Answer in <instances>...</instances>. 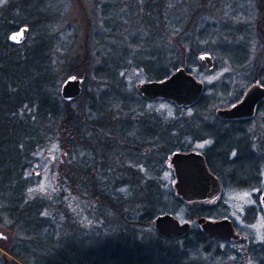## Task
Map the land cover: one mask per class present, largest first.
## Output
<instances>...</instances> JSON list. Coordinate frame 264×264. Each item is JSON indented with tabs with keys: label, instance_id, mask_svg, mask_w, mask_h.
<instances>
[{
	"label": "trees",
	"instance_id": "1",
	"mask_svg": "<svg viewBox=\"0 0 264 264\" xmlns=\"http://www.w3.org/2000/svg\"><path fill=\"white\" fill-rule=\"evenodd\" d=\"M18 4L15 16L9 15L10 5L0 16V22H7L5 32L22 26L33 30L29 19L38 11L26 9L21 0ZM149 21L158 26L156 16ZM40 39L22 51L18 45L24 40L20 44L0 40V119L2 126L12 125L8 137L0 138V145H12L10 155L0 157V227L13 239L11 259L0 255V264H205L198 258L200 246L211 259L235 254L225 249L230 243L220 248L223 242L198 227L179 238H164L152 228L156 215L182 204L188 206L189 218L220 213L207 202L182 201L164 187L156 169L173 151L191 150L183 143L186 135L211 140L202 153L222 182L225 173L235 186L255 183L254 152L243 133L237 138L249 120L204 122L182 113L189 108L178 109L181 113L174 116L139 108L146 99L123 92L121 63H114L111 56L94 67L95 80L105 86L100 95L80 94L65 101L55 91L47 46L41 35ZM169 53L168 46V58ZM137 59L144 63L146 79L169 75L163 58L150 61L137 54ZM78 98L88 102L90 126L67 111ZM135 98L139 102L133 104ZM202 98L190 108L200 107ZM47 135H59L70 154L58 163L52 191L43 194L33 191L35 184L26 170L31 153ZM248 247L252 259L264 264V239Z\"/></svg>",
	"mask_w": 264,
	"mask_h": 264
},
{
	"label": "rangeland",
	"instance_id": "2",
	"mask_svg": "<svg viewBox=\"0 0 264 264\" xmlns=\"http://www.w3.org/2000/svg\"><path fill=\"white\" fill-rule=\"evenodd\" d=\"M21 1L26 9L38 12L29 19L33 30L27 27L19 49L22 51L35 44L41 40V35L47 46L52 81L57 86L55 91L59 97L61 83L68 76L67 73L82 78L84 89L81 95H100L105 86L95 80L94 67L110 56L114 58V63H121L119 69L123 78V92H133L135 97H141L134 86L150 79H146L144 63L137 59V54L150 61H156V57L163 58L169 74L177 67H184L204 85L200 107L184 108L188 110L182 112L187 117L196 116L204 122L217 120L215 111L229 107L232 101H239L249 85L254 83L264 86V0ZM18 2L0 0V16L8 10L9 5V15L15 16L18 13L15 7L20 6ZM154 3L156 8L159 6L157 10L154 9ZM153 15L157 17L158 26L149 21L155 17ZM4 23L7 22H0V40L5 43L10 32H5ZM133 37L137 41L131 40ZM202 52L209 53L213 59L212 69L206 70L197 63V55ZM171 65H176V68ZM138 98L132 103H138ZM261 102L254 116L244 124V130L237 133V138H241L243 133L244 141L254 152L258 178L251 185L238 187L231 184L224 173V182L219 179L222 191L211 204L220 213L209 219L229 218L241 241L238 244L230 243L225 248L233 250L235 254L213 259L211 253H203L204 246H200L198 258L205 264L211 261V264H258V259H252L249 254L248 246L250 243H261L264 239V217L259 207L260 192L264 188V99ZM87 103L78 98L67 111L85 126H90L92 117ZM137 107L166 116L181 113L173 102L164 99L145 100ZM1 124L0 119V133H3L0 138L4 139L8 137L7 131L11 130L12 125ZM43 139L45 142L37 145L31 153L32 160L26 174L33 179V191L47 194L55 183L58 163L62 157L69 156L70 149L65 143H60L59 135H47ZM182 139L184 144L190 145L191 150L203 152L211 145L210 139L198 140L186 135ZM11 146L9 142L1 143L0 157L9 156ZM230 157H234L233 153ZM245 166L243 164L241 169ZM156 170L164 187L175 194V177L169 162H162ZM166 213L196 227L194 223L197 217L189 218L187 205L182 204ZM153 224L152 221V228ZM11 240L12 235L0 227V255L5 260L11 259L8 253ZM223 244L219 245L220 248L226 247ZM210 249L213 251L214 247ZM262 260L264 262V257Z\"/></svg>",
	"mask_w": 264,
	"mask_h": 264
},
{
	"label": "water",
	"instance_id": "3",
	"mask_svg": "<svg viewBox=\"0 0 264 264\" xmlns=\"http://www.w3.org/2000/svg\"><path fill=\"white\" fill-rule=\"evenodd\" d=\"M27 27L23 26L9 34L11 43H21L26 36ZM15 36V39L13 37ZM197 61L206 70L213 68V60L209 53H201ZM82 79L74 75L67 77L61 84L60 96L65 101L78 97L82 91ZM135 89L147 99L164 98L174 101L176 106H190L200 97L203 84L198 82L183 67H178L174 73L161 80H149L137 83ZM264 98V87L259 84L251 85L242 99L228 108L216 110L220 119H239L252 117L257 104ZM169 163L173 167L176 181L173 187L177 196L185 202L213 201L221 192L218 178L209 171L204 156L199 151H174ZM260 205L264 214V189L260 196ZM196 223L208 237L221 240H238L232 222L224 217L218 220L198 218ZM154 227L158 234L165 238L181 237L190 230V223H180L169 213L159 214L154 219Z\"/></svg>",
	"mask_w": 264,
	"mask_h": 264
},
{
	"label": "snow or ice",
	"instance_id": "4",
	"mask_svg": "<svg viewBox=\"0 0 264 264\" xmlns=\"http://www.w3.org/2000/svg\"><path fill=\"white\" fill-rule=\"evenodd\" d=\"M13 39H15V36L13 37Z\"/></svg>",
	"mask_w": 264,
	"mask_h": 264
}]
</instances>
